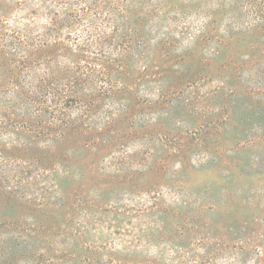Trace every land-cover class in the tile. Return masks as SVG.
Segmentation results:
<instances>
[{
  "label": "rangeland",
  "instance_id": "374dc122",
  "mask_svg": "<svg viewBox=\"0 0 264 264\" xmlns=\"http://www.w3.org/2000/svg\"><path fill=\"white\" fill-rule=\"evenodd\" d=\"M263 251L264 0H0V264Z\"/></svg>",
  "mask_w": 264,
  "mask_h": 264
},
{
  "label": "trees",
  "instance_id": "16d2710c",
  "mask_svg": "<svg viewBox=\"0 0 264 264\" xmlns=\"http://www.w3.org/2000/svg\"><path fill=\"white\" fill-rule=\"evenodd\" d=\"M23 45H19V47L17 48V51H14L11 54L12 60L15 63V67L17 69L30 68L32 66V65H28V63L32 64L30 60H33L34 53L33 51L30 50L31 48L30 45H26V44H23ZM37 47L38 46L35 45L33 49L34 48L38 49ZM14 86H15V89L17 90L16 91L17 101L22 106L25 107V112H28L30 105L43 106L44 103L47 102L48 99L54 100L56 105L60 104V105L68 106V104H70L73 98V95H67L66 97L64 96L60 97V95H58V92L47 89V87L44 86L43 82L39 83L38 81L36 82L35 80L30 81L27 87H25L22 82H18V81L14 82ZM50 96H52V99L49 98ZM15 116H21V115L15 114ZM24 117L27 118L28 114L25 113ZM17 122L19 121L17 120ZM256 264H264V258L263 259L260 258Z\"/></svg>",
  "mask_w": 264,
  "mask_h": 264
}]
</instances>
